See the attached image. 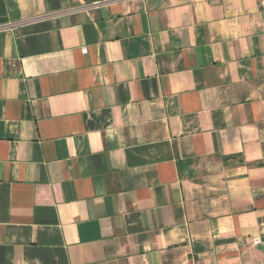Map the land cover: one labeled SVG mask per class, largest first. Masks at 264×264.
<instances>
[{
	"label": "crops",
	"instance_id": "obj_1",
	"mask_svg": "<svg viewBox=\"0 0 264 264\" xmlns=\"http://www.w3.org/2000/svg\"><path fill=\"white\" fill-rule=\"evenodd\" d=\"M0 264H264V0H0Z\"/></svg>",
	"mask_w": 264,
	"mask_h": 264
},
{
	"label": "built area",
	"instance_id": "obj_2",
	"mask_svg": "<svg viewBox=\"0 0 264 264\" xmlns=\"http://www.w3.org/2000/svg\"><path fill=\"white\" fill-rule=\"evenodd\" d=\"M86 50V49H85ZM261 240L258 238L254 241L255 244L259 243Z\"/></svg>",
	"mask_w": 264,
	"mask_h": 264
},
{
	"label": "trees",
	"instance_id": "obj_3",
	"mask_svg": "<svg viewBox=\"0 0 264 264\" xmlns=\"http://www.w3.org/2000/svg\"><path fill=\"white\" fill-rule=\"evenodd\" d=\"M181 163H183V162H181ZM185 163V162H184Z\"/></svg>",
	"mask_w": 264,
	"mask_h": 264
}]
</instances>
